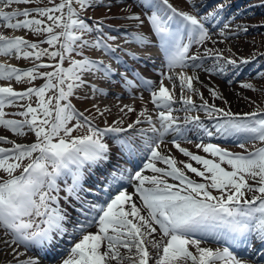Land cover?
Segmentation results:
<instances>
[{
    "label": "snow or ice",
    "instance_id": "6c2138e0",
    "mask_svg": "<svg viewBox=\"0 0 264 264\" xmlns=\"http://www.w3.org/2000/svg\"><path fill=\"white\" fill-rule=\"evenodd\" d=\"M33 2L0 0L4 5L0 8V22L5 27L27 30L38 37L46 34L38 41L24 36L0 35V55L33 60L32 67L28 68L0 63V80L45 81L39 87L20 91L10 84L0 86V127L16 136L31 132L36 137L35 142L26 144L0 134V142L11 145L0 147V171L7 174V178L0 177V228L10 237L6 243L17 247L22 245L25 249L47 250L58 239L68 235L73 244L66 250L67 255L61 259V264H249L233 252L232 245L248 242L251 236L264 244V147L241 154L211 143L197 144V148L210 154L212 159H209L181 147L174 138L175 148L200 166L181 161L183 168L177 166L174 157L159 151L166 134L173 132L178 138H183L186 131L172 115L177 100L164 80L173 82V90L175 81L179 80V102L185 106V111L199 107L217 120L213 132L205 127L200 117L191 118V122L207 136L242 135L245 139L264 142V109L241 116L209 105L207 101L197 106L190 96L183 95L186 89L201 95L203 100L193 84V81L199 82L196 70L226 75L231 68L232 74L236 75L235 69L249 62L247 59L237 61L224 57L218 50L209 48H205L203 54H189L194 44L205 45L212 39L206 23L218 18L223 5L198 18L189 12L178 11L169 0H138L143 9L150 11L147 19L159 38L165 67L169 70L161 72L158 88L152 81L144 80L142 83L150 90L152 103L166 111L158 114V128L150 116L146 117L151 127L141 132H151L152 135L144 137L142 152L145 162L142 167L134 173L119 166L113 169L100 189L108 199L94 203L88 199L93 188L84 187V169L98 168L109 162L110 148L104 137L108 132L121 133L125 129L112 126L98 128L74 108L70 97L77 89L89 86L83 79L85 73H101L110 78L114 70L102 61L87 56L77 60L71 58V54L85 47L114 54L115 49L106 41L115 37H108L100 23L90 25L80 18V10L95 6L97 0H60L59 3L50 0L51 6L4 10L13 4ZM74 5H79V10ZM128 18L143 23L139 15L133 14ZM227 27L225 24L224 28ZM57 28L61 31L57 32ZM242 30L247 31L246 28ZM94 31L97 33L94 40L83 38L84 34ZM224 34L222 29L221 35ZM131 38L140 44L147 42L139 33L131 34ZM43 43L49 47L42 48L40 45ZM43 57L55 62L44 63ZM205 57L213 60L210 67L204 66ZM66 58L69 59L67 68L63 66ZM42 68H51L52 71L42 72ZM175 68L192 69V72L173 73L171 70ZM261 77L264 78V74ZM125 82L132 84L127 79ZM241 86L254 88L248 82ZM90 87L94 93L103 92L95 84ZM50 90L55 94L46 96ZM209 91L213 97L223 99L215 89L210 88ZM32 96L37 98L36 107L31 103L20 104L24 110L14 114L23 119L6 118V106L31 100ZM128 111L133 109L129 107ZM72 120H76V124L69 127ZM135 123L142 121L138 118ZM85 125L86 135H72L75 129ZM128 128H133V124ZM119 147L122 153H135L127 140L120 141ZM25 160L27 164L23 163ZM157 162L166 167H158ZM224 163L231 170L223 167ZM17 170H20L18 175ZM145 170H150L153 175H145ZM188 172L203 178V182L192 179ZM63 176L71 177L70 184L65 182L67 195L64 199L74 198L79 204L80 216L84 217L72 225L71 232L65 227L69 219L66 209L59 206V197L53 194L59 193L57 180ZM166 177L178 183H168ZM126 182L134 188L133 193L124 188ZM213 190L218 195H214ZM246 193L252 195L249 197ZM134 195L138 196L140 206L133 201ZM93 226L97 230L89 231ZM204 238L223 241L226 246L215 249L202 246ZM13 252L16 256L21 255L17 248H13ZM17 264H40V260L39 257H29L18 260Z\"/></svg>",
    "mask_w": 264,
    "mask_h": 264
},
{
    "label": "rangeland",
    "instance_id": "374dc122",
    "mask_svg": "<svg viewBox=\"0 0 264 264\" xmlns=\"http://www.w3.org/2000/svg\"><path fill=\"white\" fill-rule=\"evenodd\" d=\"M55 2L59 3L60 0H55ZM169 3H171L178 11L189 12L196 15L198 18L206 16L208 13L216 10L219 5H223V11L219 13L218 18L216 20H212L210 24L206 23V26L210 27L212 39L206 41L205 45L194 44L190 48L189 54H203L205 48H209L218 50L224 57H231L237 61H240L241 59H247L249 61L247 64H240L238 68L235 69L236 75L232 74L233 69L231 68H229L226 75L208 73L203 69L196 70L199 82L193 81V84L194 87L199 90V93L202 94L203 100L201 99V95L189 92L186 89L183 91V95L185 97L190 96L197 106L201 105L203 101H207L209 105H215L216 108L224 109L225 111H230L233 114H239L241 116L245 113L257 111L258 109H264V78L261 77V74H264V0H169ZM22 6L24 8L27 6H51V3L50 0H34L33 4H28L27 6L22 4ZM74 6L79 10V5ZM133 14L139 15L143 23L138 20L128 18ZM148 15H150V11L143 9L138 0H97L95 6L80 10V18L84 19L90 25L100 23L102 31L106 33L108 37H115L114 40L107 39L106 42L115 49L116 54L114 60H111L110 65H113L114 67L115 65H118L120 70L119 74H112L110 78L103 76L99 79L101 86L109 91L104 95L99 94L97 102L101 103L100 105L102 108L96 105L97 102L91 99L88 92L89 88L87 87L77 89L75 94L70 97L74 108L78 112H82L85 117H88L96 127L104 129L112 126L125 129V131L121 133H106L104 142L109 145V162H112L104 170L100 171V167L99 170H96L97 172L94 170L97 174L102 173L107 176L118 166L128 169L134 173V171L142 167L145 162L144 153L142 152L144 137L145 135H152L151 132H146L145 134H142L141 132L142 129L146 130L151 127V125L147 122L146 117L150 116L152 118V122L158 128V114L162 110L166 111V109L157 108V106L152 103L151 97L147 98L146 95L148 94L149 89L143 86L141 80L142 76H151L155 79V85L158 87L161 80V72L169 71L165 67L164 53L159 46V38L147 19ZM225 24L228 25L227 29L224 28ZM243 28H246L247 31H243ZM222 29H224V35H221ZM56 31L59 32L61 29L57 28ZM21 33H23L26 39L31 41L42 40L46 36V34H44L38 37L23 29L21 30ZM129 33L142 34L148 41L146 43H149V46L153 45H150L151 42L156 41L157 44L153 46L156 53L160 57L158 59V64L151 65L150 68L145 69L142 67L143 65L140 66V64L143 63L142 60L138 59L136 56L131 57L123 53V48H134L135 46H131V44L130 46L125 44L123 45V48H118L116 46L121 43L118 40V37H125L124 40H127L126 38ZM96 36L97 33L94 31L92 33L84 34L83 38L87 40H94ZM149 38L151 40H149ZM130 39L131 38H129V40ZM40 46L42 48L49 47L47 43H43ZM98 52L104 57L109 55L102 49L85 47L83 49H77L76 52H73L71 54V58L77 60L82 59L85 56L94 58L97 56ZM80 53H82V55ZM118 53L119 55H125V59H122L119 55H117ZM15 59L17 67L28 68L33 65V60L31 59H18L16 57ZM39 62L41 61H37L36 63ZM42 62L54 63L55 61L50 60L48 57H43ZM212 64L213 60L205 57L204 66L210 67ZM63 66L65 68L69 67V59H65ZM131 66H134L135 69ZM40 71L46 72L52 71V69L42 68ZM171 71L173 73H179L181 71L191 73L192 69L175 68ZM129 76H131V78H129ZM84 77L85 74L83 78ZM126 79L131 81L132 84H127L125 82ZM44 82L45 81L43 79H36L31 83L17 82V88H15V90L20 91L28 87H39ZM246 82L252 83L254 88H243L241 85ZM210 88L218 91L223 99L213 97L209 91ZM171 90L174 92L177 100V103L173 105L172 115L177 118V123L186 129V131L183 138H178L173 132L166 134L159 151L163 154L174 157L177 161L178 167H184V165L180 163L181 161L192 163L194 167L200 166L185 157L178 149L175 148L172 143L174 138L181 144V147L188 149L194 154H198L209 159H212L210 154L205 153L202 148H197V144L211 143L230 152L241 154L264 147V142L253 139H245L242 135L237 137L220 136L218 134L211 137L207 136L203 130L191 122V118L196 116L200 117V120L205 127L213 132H215V124L217 120L210 118L206 112L199 109V107L185 111V106L179 102V96H181L180 87H178V89L174 88V90L172 87ZM54 94V91L50 90L46 93V96H52ZM28 103L36 106L37 98L32 96L31 100L18 101L15 105L6 106V118L17 120L23 119L19 115L14 114L24 110L19 106L20 104L27 105ZM129 107L132 108L133 111H128ZM97 109H99V111H97ZM100 113H103V115ZM141 113H144V115L142 116ZM138 118L142 121V123H135ZM186 118L188 120L187 123ZM74 124H76V120L69 121L68 126L71 127ZM129 124H133V128L129 129ZM139 132H141V135ZM0 134L5 135L9 139L15 140L18 143L30 144L36 140L35 135L31 132H27L25 136H16L10 130L2 127H0ZM86 134L87 125L75 129L72 133L73 136H82ZM124 140L131 143L132 148L135 150V159L132 156L127 157L126 153H122L120 151L119 142ZM242 141L245 142L242 143ZM241 145H243V147H241ZM9 146L11 145L0 142V147L7 148ZM137 151L141 153L142 157H139L138 167L134 168L138 159ZM23 163L27 164L28 161L25 160ZM157 166L166 167V165L162 162H157ZM222 166L231 170L230 166L226 163L222 164ZM90 170L92 171L93 168H85L84 174H88ZM19 172L20 170H17L16 174L18 175ZM144 174L153 175L150 170H145ZM187 174L192 179L197 180L198 182H203V178L196 176L194 173L188 172ZM0 177L7 178V174L0 171ZM166 179L168 180V183H178L172 178L166 177ZM59 180L60 178H58L57 183L61 189V180ZM249 182L251 183L252 181L250 180ZM131 188V193H133L134 188ZM213 194L218 195L215 190H213ZM105 195L106 194L100 195L98 201H100ZM246 195L250 197L252 194L246 193ZM133 201L140 206L141 202L139 201L138 196L134 195ZM76 203L77 201L72 197H69L67 200L62 197L59 198V206L66 209V213L69 218L68 222L65 223V227L69 230V232L72 230V225L79 220L78 218L84 219V217L80 216L79 213L73 210L74 206L79 208ZM55 206L56 205L53 204V207ZM73 215H76L77 218ZM96 230L97 228L95 226L89 229V231L92 232H95ZM157 238L159 239V235H157ZM197 238H200L199 234H197ZM77 239H79V237H77ZM9 240L10 237L5 235L4 229L0 228V264H17L18 260H26L29 257H39L40 264H61V259L67 255L66 250L73 244V240L68 235H65L62 239H58L57 243L53 246L57 255L54 259H48L44 257L38 249H25L22 245L17 247L11 243H6V241ZM250 245L251 246H249L248 242H239L232 245V250L239 258L247 260L249 264H264V244H261L258 240L256 242L254 241ZM202 246H209L215 249L223 248L226 245L223 241H216L212 238H204ZM240 246H243V249H241ZM13 248H17V251L21 253V255L16 256L13 252ZM191 250L195 251L194 248Z\"/></svg>",
    "mask_w": 264,
    "mask_h": 264
},
{
    "label": "bare ground",
    "instance_id": "6f19581e",
    "mask_svg": "<svg viewBox=\"0 0 264 264\" xmlns=\"http://www.w3.org/2000/svg\"><path fill=\"white\" fill-rule=\"evenodd\" d=\"M25 6H27L26 4H24ZM29 7V6H27ZM0 8H4V5L2 3H0ZM24 7L22 6V4H13L11 5L9 8H6L4 9L5 11H11V10H14V9H23ZM19 19H23V17H20ZM21 30L22 29H10V28H7L4 26V24L2 22H0V35H3V36H7V37H13V36H24L23 33H21ZM129 37H131V34H128ZM125 37H118V40L121 42L120 45H116L118 48H123V45L127 44V45H130L131 46H135L134 48H128V49H125L126 51H130V52H133L134 53H143V54H146L148 55V58L145 60L146 62V65H156L157 62H158V59L159 57L157 56V53L155 51V48L153 46H149L148 44L149 43H143V44H140V43H137L135 42L134 40H124ZM154 44H157L156 41L154 42ZM99 54V55H98ZM97 56L94 57V58H91V59H94V60H99V61H102L104 64L106 65H109L110 66V62L111 60L115 58V53L114 54H109L107 57H104L101 53L98 52ZM15 55H12V56H4V55H0V63H6V64H11V65H17V63L15 62ZM110 60V61H109ZM111 67V66H110ZM189 74H191L190 72H188ZM103 77V74L101 73H96V74H91V73H85V77L83 78L84 80H86L88 82V85L89 86H86L87 88H89L90 91L91 90V87L90 85L92 84H95L96 87L98 89H103V92H95L93 93L89 92L90 94V97L93 101L97 102L98 101V98H99V94H107L109 91L108 89H104L100 82H99V79ZM144 80H148V81H152L154 84H155V80L153 77L151 76H147L145 78L142 77V82ZM11 85L14 89L17 88V82L12 79V80H0V86H7V85ZM164 84L166 87H168L170 90L172 89L173 87V82L172 81H169V80H164ZM175 88L178 89L179 87V80L177 79L175 81ZM158 88V87H157ZM97 95V96H96ZM147 98L148 97H151V92L150 90L148 91V94L146 95ZM179 96V95H178ZM180 97V96H179ZM101 103L97 102L96 105L100 106ZM127 192L131 193L132 192V188H127L126 189Z\"/></svg>",
    "mask_w": 264,
    "mask_h": 264
},
{
    "label": "trees",
    "instance_id": "16d2710c",
    "mask_svg": "<svg viewBox=\"0 0 264 264\" xmlns=\"http://www.w3.org/2000/svg\"><path fill=\"white\" fill-rule=\"evenodd\" d=\"M264 101V100H263Z\"/></svg>",
    "mask_w": 264,
    "mask_h": 264
}]
</instances>
